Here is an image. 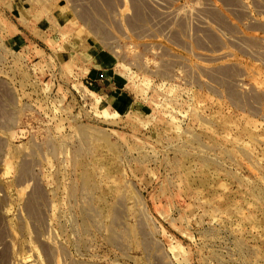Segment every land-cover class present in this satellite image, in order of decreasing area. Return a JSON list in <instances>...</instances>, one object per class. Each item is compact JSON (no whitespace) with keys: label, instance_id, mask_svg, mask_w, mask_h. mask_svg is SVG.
Masks as SVG:
<instances>
[{"label":"rangeland","instance_id":"374dc122","mask_svg":"<svg viewBox=\"0 0 264 264\" xmlns=\"http://www.w3.org/2000/svg\"><path fill=\"white\" fill-rule=\"evenodd\" d=\"M0 264H264V0H0Z\"/></svg>","mask_w":264,"mask_h":264}]
</instances>
